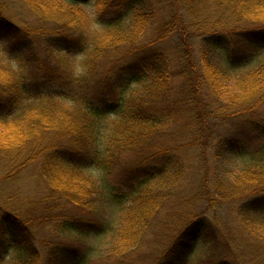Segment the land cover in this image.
<instances>
[{
  "label": "trees",
  "instance_id": "trees-1",
  "mask_svg": "<svg viewBox=\"0 0 264 264\" xmlns=\"http://www.w3.org/2000/svg\"><path fill=\"white\" fill-rule=\"evenodd\" d=\"M0 28V264H264V0H0ZM153 220L181 228L161 260Z\"/></svg>",
  "mask_w": 264,
  "mask_h": 264
},
{
  "label": "rangeland",
  "instance_id": "rangeland-1",
  "mask_svg": "<svg viewBox=\"0 0 264 264\" xmlns=\"http://www.w3.org/2000/svg\"><path fill=\"white\" fill-rule=\"evenodd\" d=\"M161 2H162V0H161ZM166 6L163 5L162 3H160V5L156 7L157 8L156 12L160 13L159 17H157L158 19L166 20L164 18L166 17V15L168 13H170L169 12L170 10H168ZM82 11L85 13V15L87 13L89 16L88 18L90 19V24L87 26L88 29L90 31L99 30V29L95 28L94 23H93V21L95 20L93 7L92 6L83 7ZM158 30H159L158 25L153 26L152 31L156 32ZM140 45L141 44H138L136 46L140 47ZM168 47L173 48V44L167 43L166 45H163V48H165V49H167ZM126 50H127V46L121 47L117 51L112 53V56L124 55V54H126ZM174 58H175V55H174ZM87 62H88V59H86L84 56L77 58L75 60V63L73 64V71L75 72L76 75L82 76V74L87 72V69H88V63ZM12 67L16 71H19V70L21 71V70L25 69V66L22 67L21 65H12ZM95 76L91 77L90 79H92V80H90V81L99 82V79H98L99 74L97 73ZM95 86L96 85H94V83H91L89 85V89L93 90L95 88ZM206 155H207L206 157L208 159L212 157L210 150L206 151ZM134 161H136L135 155L127 153L125 155L120 156L119 161L115 164L116 166L113 167L111 172H109V173H107L106 171L103 172L101 170V168L94 166L95 168L92 167V169H94V170L88 174L93 181H97V182H101L104 178L103 175H106L108 183L110 182L111 185L119 186L124 175L126 174L125 168H127V166H129V165H132ZM186 192H187V194H189L188 190H186ZM187 194H184V195H187ZM189 195H191V194H189ZM96 205L99 206V203L97 202ZM231 209H230V216H228V214H226V208H224L223 212H221V213H224L225 216H227V218L230 219V217H233V213H234V210H231ZM71 213L74 215L78 214L77 210H74ZM100 214L103 216L102 212ZM126 214L127 213H125L124 216ZM111 215H113V214L111 213ZM86 216H87V218H93V219L95 218L94 220H98V219H96L97 215L95 213H93V214L86 213ZM114 216L117 219L119 224H120V222H123L122 219H120L122 216V213L116 211ZM162 224L163 223L162 222L159 223L158 220H153L150 223V226L148 227L147 231L145 232V238H144V243H145V246L147 247L146 249H147V251H149L148 254H150V255L155 254L154 257L157 258V260H161V258H163L165 256L167 243L171 244L174 236H176L181 231L180 227H174L172 225H162ZM40 235L41 236H47L51 240L50 244L52 246H55L58 244L59 245L74 246V244H75V240L70 239L67 235L58 234L54 231H51V233H50L48 230L43 229L42 231L40 230ZM0 252L2 253L3 251L0 250ZM10 255H9V257H7V259L10 258ZM226 259H229V258L228 257L223 258V255L220 253L219 250L212 252V250L210 248H208L207 246L201 245V246L197 247L193 257L191 258L190 264H224L222 261H226Z\"/></svg>",
  "mask_w": 264,
  "mask_h": 264
},
{
  "label": "snow or ice",
  "instance_id": "snow-or-ice-1",
  "mask_svg": "<svg viewBox=\"0 0 264 264\" xmlns=\"http://www.w3.org/2000/svg\"><path fill=\"white\" fill-rule=\"evenodd\" d=\"M7 40L8 38L5 36L4 30L0 28V48H6ZM3 232H4L3 224L2 222H0V247H2L4 244L3 235H2Z\"/></svg>",
  "mask_w": 264,
  "mask_h": 264
}]
</instances>
